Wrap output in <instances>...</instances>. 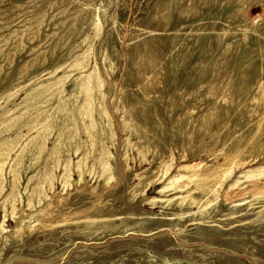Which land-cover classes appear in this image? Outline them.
I'll return each mask as SVG.
<instances>
[{"label": "rangeland", "instance_id": "1", "mask_svg": "<svg viewBox=\"0 0 264 264\" xmlns=\"http://www.w3.org/2000/svg\"><path fill=\"white\" fill-rule=\"evenodd\" d=\"M232 155L264 167V0H0V264H264L241 184L159 203Z\"/></svg>", "mask_w": 264, "mask_h": 264}, {"label": "bare ground", "instance_id": "2", "mask_svg": "<svg viewBox=\"0 0 264 264\" xmlns=\"http://www.w3.org/2000/svg\"><path fill=\"white\" fill-rule=\"evenodd\" d=\"M88 85L89 84H87L85 88H87ZM40 148L41 147L38 146V149H40ZM108 158H109V156H108ZM236 160H237L236 155L228 156L225 158L224 164L219 165V166H217L213 169H210V170L209 169L203 170V168H202L203 166L201 164L180 166L178 171H180V173L183 172V174H179V175L176 174V176L170 177L168 179V182L163 186V188H161L159 190L160 194L172 192V194H175L176 196H174L173 198H168L166 200H162L159 203L163 202V203H166L167 205H169L172 202L176 201L177 205L180 208L184 207V205H186V203H189V205L197 206V208H198V211L193 212V215H196V214L202 215L205 212H207L208 208L214 206L218 202V199L220 197H222V194L225 191L227 184H228V191L225 192V201H229V199H230L229 193L232 190H236L235 188L240 184L242 187H244L242 190H243V193L245 195L251 194L252 198H254V199H260V198L263 199L264 198V184L263 185H257V184L260 182L259 181L260 179L264 178V167H259L257 169L247 170L246 172L243 173V177H237L235 179L234 178L231 179L232 174H233L234 170L236 169L234 167V163L236 162ZM104 164L105 163H103V165ZM172 166L173 165H169L166 168L165 173H164L165 175H167L170 172ZM103 170H105L106 173L110 172L109 166L107 167V165L104 166ZM68 174H70V173L65 172V177H68ZM80 176H81V174H80ZM112 177H113V174H112ZM112 177L110 178V176H109L110 179H112ZM240 179L249 180L250 182L249 181L248 182L246 181V182L250 183V184L245 186V184ZM113 181H114V178H113ZM191 184H194L197 187L196 190L200 193V197H198V198L195 197L194 196L195 192H193L189 189L191 187L190 186ZM250 186H252V188L249 191H246V189ZM238 188H240V187L238 186ZM237 193H239V192H237ZM158 200L159 199L156 197L149 198V199L145 198V201H147V204H154L155 205V203ZM189 213L175 214V216L179 217V218H184ZM19 218H20V220L18 221V224H20V222L23 220V216H20ZM102 221H104V220H102ZM68 222H69L68 218L66 216H63L62 221L59 222L57 225H60V223H63L65 225ZM86 222H88L90 225H92V224L94 225L95 222L97 224L98 219L87 218Z\"/></svg>", "mask_w": 264, "mask_h": 264}]
</instances>
